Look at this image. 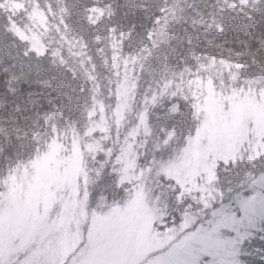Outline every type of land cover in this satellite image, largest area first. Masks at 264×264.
<instances>
[{
    "label": "snow or ice",
    "instance_id": "snow-or-ice-1",
    "mask_svg": "<svg viewBox=\"0 0 264 264\" xmlns=\"http://www.w3.org/2000/svg\"><path fill=\"white\" fill-rule=\"evenodd\" d=\"M0 264H264V0H0Z\"/></svg>",
    "mask_w": 264,
    "mask_h": 264
},
{
    "label": "rangeland",
    "instance_id": "rangeland-1",
    "mask_svg": "<svg viewBox=\"0 0 264 264\" xmlns=\"http://www.w3.org/2000/svg\"><path fill=\"white\" fill-rule=\"evenodd\" d=\"M217 135L216 132H213V136ZM214 150V149H213ZM208 160V154L206 152H202L199 147L195 148L191 153V158L186 162V165L199 167L202 162H206ZM215 161L213 160V166ZM198 174V173H197ZM30 195L39 196L40 195V186L38 184L32 186V190ZM156 219V215L144 204L142 201H138L133 208V214L128 218V222L132 225L133 229L136 232L137 238L142 242H145L148 247L146 251H150L152 247L161 246L162 241L155 238L154 233L151 230L150 220L154 221ZM191 222H194V217L190 220H186L185 227L189 226ZM190 236L192 234H189ZM156 239V243L153 244L152 240Z\"/></svg>",
    "mask_w": 264,
    "mask_h": 264
}]
</instances>
